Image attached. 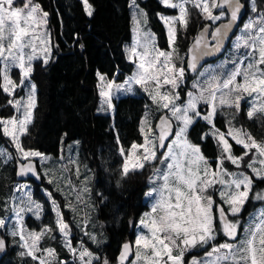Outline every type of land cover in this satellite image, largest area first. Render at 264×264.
Returning a JSON list of instances; mask_svg holds the SVG:
<instances>
[{
    "label": "snow or ice",
    "instance_id": "1",
    "mask_svg": "<svg viewBox=\"0 0 264 264\" xmlns=\"http://www.w3.org/2000/svg\"><path fill=\"white\" fill-rule=\"evenodd\" d=\"M160 2L166 8L178 10L177 15H159L167 28L170 45L177 39V25L187 29L189 7L198 10L202 19L210 23L194 37L185 57L186 66L181 63L177 67L173 51L159 49L155 34L145 29L147 13L137 0H130L134 39L126 51L135 71L122 83L98 73L101 110L114 111L115 95L132 92L133 86L139 85L161 113L155 132L148 116L144 117L140 128L142 144L133 143L127 155L123 146L119 149L124 157V177L143 170L146 164L158 163L162 167L155 168L150 189L145 193L153 203L150 212L138 221L144 231L134 245H122L117 264H185L186 254L194 250H202L203 254L191 256L188 264H264V188H257V181L264 183V141L258 142L250 133L234 127L232 120L226 121V131L216 123L218 113L222 114L225 108L238 113L245 98H251L246 112L249 119L256 113L264 115V10L255 7V0H249L255 16L240 26L244 8L241 0ZM82 5L86 15L92 17L94 8L90 0H82ZM48 15L35 0H22V3L0 0V90L10 97L7 103L18 114L0 118V125L3 135L11 139L17 156L23 161L19 163V174L36 178L48 173H38L33 158L43 161L48 157L39 151L26 150L20 137L27 133L37 106L36 85L31 80L34 62L40 60L48 65L52 59ZM234 27L241 30L231 41L228 57L215 67H204L205 58L225 50ZM13 69L19 72V83L11 78ZM186 69L196 74L190 88L182 87L186 83ZM23 88L28 89L26 95L17 96V91ZM200 122L206 130L201 129L200 143H193L189 134ZM209 138L218 147L217 157L211 161L200 146ZM230 140L243 147L242 155L234 154ZM0 156L6 161L13 158L3 148ZM225 162L236 170L226 168ZM16 191L20 194L5 209H0L12 214L0 218V231L8 237L0 236V252L15 246L21 249L18 253L21 258H31L35 264H67L59 259L55 249L39 246L51 235L50 227L44 226L40 231L25 227L26 214L40 219L43 205L33 198L27 183L19 185ZM46 195L55 210V225L64 247L72 254V264H109L107 258L91 251L83 240L73 245L75 237L60 205L51 192ZM250 198L258 208L249 212L245 220L241 214ZM66 207L72 206L66 204ZM81 227L86 228V222ZM84 234L98 243L92 233L85 231ZM220 235L226 239L216 243Z\"/></svg>",
    "mask_w": 264,
    "mask_h": 264
},
{
    "label": "trees",
    "instance_id": "2",
    "mask_svg": "<svg viewBox=\"0 0 264 264\" xmlns=\"http://www.w3.org/2000/svg\"><path fill=\"white\" fill-rule=\"evenodd\" d=\"M35 1L49 14L47 26L53 45L52 59L48 65H43L40 60L34 62L31 80L36 85L37 106L27 133L20 137L21 143L26 150L39 151L51 157L64 155L67 159L70 155V143L80 140L83 159L93 173L94 181L90 192L93 206L89 203L84 211L80 199L64 197L57 191L55 183H49L45 175H42L41 183L32 179L19 180L17 163L21 160L11 139L3 135V126L0 125V148L4 146L13 157L6 161L0 156V209H5L12 201L18 182L29 181L33 186V198L43 205V212L40 219L26 214L25 227L32 230L50 227L52 233L41 241V247L55 249L60 260L72 264V254L64 247V241L55 225V211L48 196L41 190L42 187L47 188L60 205L64 220L71 226L75 237L73 245L76 246L78 240H83L91 251L107 258L109 264H117L122 244L134 240L139 216L147 209L143 198L149 187L148 180L152 171L151 165L146 164L143 170L130 172L127 177L122 176L124 157L119 150L123 146L125 154H128L133 143L142 142L140 121L146 97L131 94L121 96L113 100V116L98 112V73L122 81L134 70V64L128 60L125 52V44L132 40L130 0H90L94 8L92 17L86 15L82 0ZM140 3L147 11L148 23L157 34L159 44L165 47L167 35L159 13L166 11V8L159 0H141ZM261 6L262 4L257 5ZM186 30L179 31V39ZM184 43L185 46L186 42ZM193 76L186 70L187 83ZM11 78L19 83L17 69L12 70ZM27 91V88L20 89L16 95L24 96ZM9 99L0 90V118L18 115L8 105ZM220 119L216 117L217 127L225 130L223 120ZM201 129L206 130L203 122L190 131L189 137L195 143H200ZM232 143L234 154L242 155V147ZM200 146L210 161L217 157L218 147L213 139L209 138ZM33 162L43 174L42 164L35 160ZM224 166L229 170H236L229 162ZM72 171L75 175V171ZM257 188H264V183L257 181ZM99 194L106 199H101ZM215 198L219 202V198ZM66 204L72 207H66ZM254 208H258V205L250 198L241 214L245 220ZM5 215H10V212L0 211V218ZM85 219H88V232L96 233L98 243H93L84 234L81 225ZM225 239L220 235L217 241ZM20 251L18 247H9L0 264H35L31 258H21L18 255ZM187 255L189 253L185 258Z\"/></svg>",
    "mask_w": 264,
    "mask_h": 264
},
{
    "label": "rangeland",
    "instance_id": "3",
    "mask_svg": "<svg viewBox=\"0 0 264 264\" xmlns=\"http://www.w3.org/2000/svg\"><path fill=\"white\" fill-rule=\"evenodd\" d=\"M140 1L141 0H137V3L139 4V7L145 13H147L145 7H143L141 5ZM19 2L22 3V0H20ZM35 2H37V1H35ZM244 3L246 5V11H245L243 19L241 20L240 26H242L243 23H245L247 21V19L253 18L255 16V13L252 11V5L249 3V0H245ZM259 4H262V6L261 7H257V5H259ZM255 7L257 9H259V10H264V0H255ZM164 8H166V7H164ZM130 12H131V17H132V11L130 10ZM160 14L166 15V16L177 15L178 14V10L166 8V11H162V12L159 13V15ZM146 19H147V24L144 26L145 29L146 30H150L152 33L155 34L156 43H157V46L159 47V49L165 50V51H173V55H174V58H175L174 62L176 63L177 67H179L181 65V63H184V64L186 63L185 57H186V54H187V48H188V45H189L190 41L195 36L196 32L203 26V24L208 22V21H205V20L202 19V17H201V15H200L198 10L189 7V23L193 21L195 24L194 23L193 24L190 23L191 25L189 26V23H188L189 28L187 27L188 30H186V32L183 33V36H182L183 40H182V37L179 39V31L180 30L184 31V29L180 28V26L177 25L178 32H177V39L175 41V44L174 45H170L168 37H167L166 46L163 47V46H161L159 44L157 34L150 27V25L148 23V20H149L148 15H147ZM133 27H134V24H133V21H132V30H131L132 40L125 44L126 56H128L126 48L129 47L132 44L133 39H134ZM164 28H165L166 35H167V28H166L165 25H164ZM240 30L241 29H237V31L234 33V36L232 37V40L234 39V37L236 35L240 34ZM47 31H48V26H47ZM231 41H230L229 45L227 46V49L225 50V52L218 59H216L214 61L207 62L204 65V67H208V66L215 67L216 65H219L221 63V61H223L225 58H227L228 55H229V49L231 47ZM184 42H186L185 46H184V44H185ZM201 70H203V69H201ZM134 71H135V65H134L133 72L130 73V74H127L125 76L124 80H126L130 75H132L134 73ZM99 74H101V73H99ZM103 75H105V74H103ZM106 77L109 80L114 78V77L113 78H109L108 76H106ZM186 78L187 77L185 76V80H186ZM124 80H122V81H116L115 80V81L117 83H122ZM191 81H192V79L189 80L188 83L186 82L183 86H185V88H190L191 87ZM98 86H99V94H100V91H101V82L100 81H98ZM162 91H163V89H162ZM127 94L145 96L146 97L144 110H143L142 115H141L140 128H141L142 123L144 121V117L147 115L148 116V123L152 125L153 132H155L156 120H157V117L161 113L157 109L156 105L153 104V102L151 101L148 93L144 92L140 88L139 85H134L132 92H122L120 94L115 95L114 99L115 98H119L120 96L127 95ZM181 97L184 98V92L183 91H181ZM113 104H114V102H113ZM250 104H251V98H245L244 100L241 101V109H240V111L238 113H236L234 109L225 108L223 113L222 114L218 113L217 116L223 120V123H224V126H225V130L224 131H226V128H227L226 121L232 120L234 127L241 128L245 132L250 133V135L253 138H255V140H257L258 142L259 141H264V115L256 113V114H254L253 118L249 119L247 117V115H246V112L249 109ZM101 109H102V97L100 96V103H99L98 112H101V113L102 112H106V113L110 114L111 116H113V111H107V110H101ZM221 130H223V129H221ZM145 131H147V126H145ZM189 138L192 140L193 143H195V141L191 137H189ZM232 142H234V141L230 140V143H232ZM142 143H143V134H142V142L136 143V144H142ZM232 145H233V143H232ZM68 147H69V150H70V155H69V157L67 159L65 158L64 155H60L58 157H51L49 155V156H47L48 159L43 160V161H41V159H37V158H33V160L37 161L39 164H42V172L43 173H48V175H47L48 181H50V180L53 181L55 183L56 187L59 189V192L64 197H75L76 198L77 195H79L80 196V201H81L83 209L85 211L86 206H88V205H90L92 203L90 201V197H91L90 192H91L92 182L94 181L93 173L91 171V167L83 159L82 149H81V146H80V140H78V139L73 140V142L70 143V146H68ZM240 147H242V146H240ZM1 148L6 150V148L4 146H1ZM242 149H243V147H242ZM6 151L9 152L8 150H6ZM141 152H142V149L139 150L136 153V155L137 156L140 155ZM233 152L235 153L234 145H233ZM203 154L205 155L204 152H203ZM125 155H127V154H125ZM158 155H159V153H158ZM205 157H207V156L205 155ZM4 159H5V157H4ZM70 160L73 161L74 163H69ZM150 165H151L152 171H151V174L149 176V180H148L149 187H148L147 191L150 189V186H151L150 185V180L152 178V175H153V172H154L155 168L156 167H162L158 163L150 164ZM213 166L215 167V165H213ZM77 168H78V173H77ZM72 169L75 171V173H76L75 175H74ZM62 173H64V174H62ZM20 182H18L16 187H15V192H14L13 197L20 194V193H18L16 191V188L19 185L24 184V183H27L29 185V188L31 189V191H33V186H32V184L29 181H23L21 183ZM84 189H87V192H85ZM41 190H43V192L45 194H46V192H49V190L47 188H44V187H42ZM143 199L146 202V205H147L146 208L147 209L144 210L141 213V215L139 216L138 221L140 219L144 218V214L145 213L150 212L151 205L153 203V200L151 198H148L146 195H144ZM92 206H93V204H91V207ZM28 214H31V213H28ZM11 215L12 214L10 213V215H8V216L10 217ZM248 218L249 217H247V219ZM87 221H88V219L84 220V222H86V228H83L84 229V233H85V231L88 232ZM138 221H137V225H136V234H135V238L133 240V244H134L135 239L137 238V236L142 231H144L139 226ZM95 227H96L95 224H93V228H95ZM28 230H30V231H40V230H32V229H28ZM93 232L94 231H92V234L97 236L96 233H93ZM145 234H147V233L145 232ZM0 236H4V238H6V236L4 235L3 231H0ZM222 241L223 240H220V241H217L216 243H220ZM39 246L41 247V245H39ZM41 248L43 249V247H41ZM45 248H50V247H45ZM202 254H203L202 250H194V251L190 252L189 255H187V258H185V264H188V261H189L191 256H200ZM71 260H72V258H71Z\"/></svg>",
    "mask_w": 264,
    "mask_h": 264
},
{
    "label": "water",
    "instance_id": "4",
    "mask_svg": "<svg viewBox=\"0 0 264 264\" xmlns=\"http://www.w3.org/2000/svg\"><path fill=\"white\" fill-rule=\"evenodd\" d=\"M241 3L244 5V8H243V11H242V13H241V18H240L239 24L241 23V20L243 19L244 14H245V11H246V5H245L244 1L241 0ZM225 22H226V21H225ZM207 23H210V22H206L205 24H203V26H202V27L196 32L195 36H196V35L202 30V28H203ZM218 23H219V22H218ZM236 31H237V28L234 27V31H233V33L230 34L229 40L226 41V43H225V50L227 49V46L229 45V43H230V41H231V39H232V37L234 36V33H235ZM195 36H194V37H195ZM194 37H193V39H194ZM193 39L191 40V42H190V44H189V46H188V48H187V53H188V49L190 48V46H191L192 43H193ZM225 50H224L222 53H220V54H217V55L212 56V57H207V58H205V59L202 61L203 65H204L205 63H207V62H210V61L215 60V59H217L218 57H220V56L225 52ZM190 73H191V72H190ZM192 74H195V73H192ZM156 123H158V120H157ZM161 151H163V149H162ZM19 163H22V161H19V162L17 163V177H18L19 180L32 179V180H33L34 182H36V183H41V182L43 181V177H42V175L40 176V178H36L35 176H33V175H31V174L26 175V176H22V175H20V174H19ZM35 165H36V170H37V172H38V173H41V171H40L38 165H37V164H35ZM124 243H130V244H133V241L129 240V241H126V242H124ZM124 243H123V244H124ZM123 244H122V245H123ZM121 251H122V246H121V249H120V251H119V254H120ZM7 252H8V248H7L6 251H4V252H0V261H1L2 258L7 254ZM119 254H118V257H119ZM130 259H131V258H130Z\"/></svg>",
    "mask_w": 264,
    "mask_h": 264
},
{
    "label": "flooded vegetation",
    "instance_id": "5",
    "mask_svg": "<svg viewBox=\"0 0 264 264\" xmlns=\"http://www.w3.org/2000/svg\"><path fill=\"white\" fill-rule=\"evenodd\" d=\"M185 61H186V59H185Z\"/></svg>",
    "mask_w": 264,
    "mask_h": 264
}]
</instances>
